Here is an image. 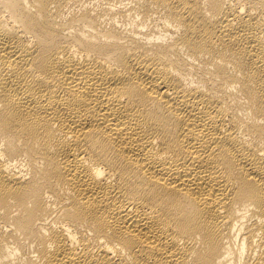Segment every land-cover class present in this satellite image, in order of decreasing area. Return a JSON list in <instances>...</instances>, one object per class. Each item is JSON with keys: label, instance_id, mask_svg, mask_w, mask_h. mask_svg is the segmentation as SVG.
Masks as SVG:
<instances>
[{"label": "bare ground", "instance_id": "bare-ground-1", "mask_svg": "<svg viewBox=\"0 0 264 264\" xmlns=\"http://www.w3.org/2000/svg\"><path fill=\"white\" fill-rule=\"evenodd\" d=\"M70 1L0 0V264H264V0Z\"/></svg>", "mask_w": 264, "mask_h": 264}, {"label": "rangeland", "instance_id": "rangeland-1", "mask_svg": "<svg viewBox=\"0 0 264 264\" xmlns=\"http://www.w3.org/2000/svg\"><path fill=\"white\" fill-rule=\"evenodd\" d=\"M84 5L101 7L104 5V1L103 0H71L69 5L65 8V10H68L70 8L71 9H78Z\"/></svg>", "mask_w": 264, "mask_h": 264}]
</instances>
